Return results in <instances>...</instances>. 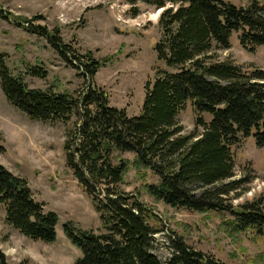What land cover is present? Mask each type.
<instances>
[{"label": "trees", "instance_id": "16d2710c", "mask_svg": "<svg viewBox=\"0 0 264 264\" xmlns=\"http://www.w3.org/2000/svg\"><path fill=\"white\" fill-rule=\"evenodd\" d=\"M128 1L164 9L162 38L155 45L160 65L146 83L139 116L111 105L108 92L95 81L102 62L91 51L79 53L63 42L59 29L35 24L38 17L12 20L0 8V17L48 40L85 81L76 92L30 88L0 53L2 91L32 120L74 121L64 143L66 166L92 198L101 221L98 232L64 224L81 252L75 264H225L179 235L171 239V256L162 262L154 253L156 235L163 231L158 214L138 194L125 190L126 175L134 168L144 180L155 176L157 181L145 183V189L157 201L202 213H229L234 218L226 223L237 232L264 236V196L239 210L233 203L257 177L253 172L234 179V148L254 131L257 144L264 145V69L247 72L231 57L221 56L232 47L235 33L251 52L264 46V0H250L247 6L228 0ZM133 11V16L139 14L137 8ZM31 74L47 75L40 69ZM189 102L196 125L184 133L178 117ZM1 209L7 223L26 237L56 241L58 215L36 201L26 178L0 163ZM0 264H10L1 249Z\"/></svg>", "mask_w": 264, "mask_h": 264}, {"label": "rangeland", "instance_id": "374dc122", "mask_svg": "<svg viewBox=\"0 0 264 264\" xmlns=\"http://www.w3.org/2000/svg\"><path fill=\"white\" fill-rule=\"evenodd\" d=\"M247 6L250 0H228ZM6 14L21 19H33L35 24L59 29L64 43L79 53L91 51L102 62L95 81L104 88L112 106L123 108L131 117L139 116L145 97V87L153 80L160 65L155 45L162 38L159 18L162 10L143 2L131 5L128 0H0ZM139 14L133 16V9ZM232 47L221 51L223 59L231 57L245 71L264 69V46L256 51L245 49L238 34L231 37ZM0 53L6 54L16 76H21L30 88L76 92L85 87L78 71L68 65L43 37L0 17ZM32 69L47 73L46 77L31 74ZM210 119L208 115H204ZM184 133L194 130L196 112L189 102L179 115ZM69 123L32 120L9 102L0 83V163L14 174L26 178L37 202L47 212L59 217L57 239L53 243L35 241L23 235L6 221L0 210V249L10 264H75L81 252L64 232V224L98 232L101 221L92 198L66 166L64 143ZM252 136L234 148V179L256 174L249 189L233 200L236 209L264 196V145ZM133 159V155H126ZM252 171H251V169ZM125 190L138 194L141 200L158 214L162 226L156 235L154 253L166 263L170 258L171 239L175 235L225 264H264V236L255 231L237 232L227 220L229 213L198 212L175 208L157 201L145 189V183L156 182L150 175L139 177L134 168L126 175Z\"/></svg>", "mask_w": 264, "mask_h": 264}, {"label": "water", "instance_id": "95a60500", "mask_svg": "<svg viewBox=\"0 0 264 264\" xmlns=\"http://www.w3.org/2000/svg\"><path fill=\"white\" fill-rule=\"evenodd\" d=\"M163 11V10H162Z\"/></svg>", "mask_w": 264, "mask_h": 264}]
</instances>
